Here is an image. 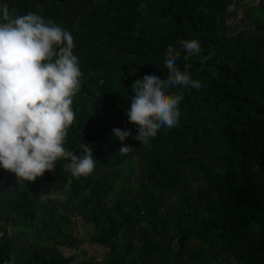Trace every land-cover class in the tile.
<instances>
[{"label": "trees", "instance_id": "trees-1", "mask_svg": "<svg viewBox=\"0 0 264 264\" xmlns=\"http://www.w3.org/2000/svg\"><path fill=\"white\" fill-rule=\"evenodd\" d=\"M5 5L73 35L83 76L64 146L91 145L96 167L76 177L58 161L34 182L0 167V264H264V0ZM193 39L199 55L181 47ZM169 45L201 87L170 89L183 94L176 126L121 142L114 128L137 134L132 84L167 77ZM80 223L105 258L77 259Z\"/></svg>", "mask_w": 264, "mask_h": 264}, {"label": "clouds", "instance_id": "clouds-1", "mask_svg": "<svg viewBox=\"0 0 264 264\" xmlns=\"http://www.w3.org/2000/svg\"><path fill=\"white\" fill-rule=\"evenodd\" d=\"M181 47L190 55L201 52L195 39L181 41ZM74 48L71 32L54 21L0 6V167L17 178L34 182L58 161H69L65 169L76 177H86L96 167L91 145H80L81 156L64 146L76 119L72 104L83 76ZM179 56L169 45L163 61L167 77L147 74L132 84L127 116L137 134L114 128L121 142L131 137L147 145L161 128L178 124L183 94L170 89L201 87L190 76V65L184 71L177 66ZM130 148L124 145L120 152Z\"/></svg>", "mask_w": 264, "mask_h": 264}, {"label": "rangeland", "instance_id": "rangeland-1", "mask_svg": "<svg viewBox=\"0 0 264 264\" xmlns=\"http://www.w3.org/2000/svg\"><path fill=\"white\" fill-rule=\"evenodd\" d=\"M249 4V6H251ZM240 8V7H239ZM79 231L82 235V238L84 240L83 246L80 250V253L77 259H82L88 256H92V258L95 259H102L106 257V250L101 247V245L92 243L91 241V235L88 232V230L83 226L82 223L79 224ZM64 251L66 253H69L71 251L70 248H64Z\"/></svg>", "mask_w": 264, "mask_h": 264}]
</instances>
